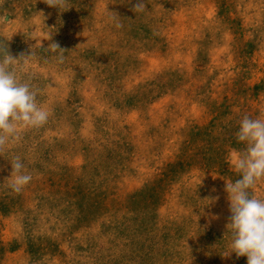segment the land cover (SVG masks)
<instances>
[{
	"label": "rangeland",
	"instance_id": "374dc122",
	"mask_svg": "<svg viewBox=\"0 0 264 264\" xmlns=\"http://www.w3.org/2000/svg\"><path fill=\"white\" fill-rule=\"evenodd\" d=\"M48 3L0 0V42L31 53L13 70L50 112L0 147V264H246L224 255V188L239 119H264V0Z\"/></svg>",
	"mask_w": 264,
	"mask_h": 264
},
{
	"label": "clouds",
	"instance_id": "9594fccd",
	"mask_svg": "<svg viewBox=\"0 0 264 264\" xmlns=\"http://www.w3.org/2000/svg\"><path fill=\"white\" fill-rule=\"evenodd\" d=\"M64 2L49 0L48 5L58 8ZM134 9L143 11L144 5L138 4ZM51 47L54 51L60 50L58 60L62 61L63 50L55 43ZM21 57L27 58H13L6 44L0 42V147L18 140L25 129L39 128L50 114L47 107L38 103V90L29 82H22L13 70L14 65L21 63ZM234 138L243 148L233 152L230 158L238 178L225 183L224 188L230 212L225 225L229 239L224 255L234 253L236 257H246V264H264V198L251 192L264 178V119L242 116ZM10 164L7 187L19 193L32 176L19 156H13ZM215 199H207L206 205Z\"/></svg>",
	"mask_w": 264,
	"mask_h": 264
}]
</instances>
